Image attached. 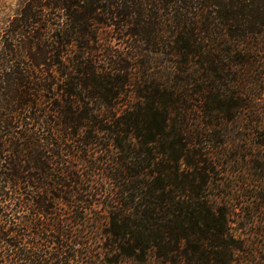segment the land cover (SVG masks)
Masks as SVG:
<instances>
[{"label":"trees","instance_id":"1","mask_svg":"<svg viewBox=\"0 0 264 264\" xmlns=\"http://www.w3.org/2000/svg\"><path fill=\"white\" fill-rule=\"evenodd\" d=\"M32 2L61 13L16 36L26 67L62 43L79 55L73 72L0 74V264H264L231 229L207 142L264 125V0Z\"/></svg>","mask_w":264,"mask_h":264},{"label":"rangeland","instance_id":"2","mask_svg":"<svg viewBox=\"0 0 264 264\" xmlns=\"http://www.w3.org/2000/svg\"><path fill=\"white\" fill-rule=\"evenodd\" d=\"M35 4L32 0H0V74L9 70L18 71V68L43 76L46 74L60 75L63 71L73 72L72 65L79 55V48L74 42L62 43V46H59V52L55 51L51 55V57L58 59L59 63L54 65L38 63L37 67H26L27 63H33V61L25 52L24 42L16 44V36L24 28L30 33L45 36L47 34L46 29L54 26L47 24V20L56 19L57 14L61 13L59 9L49 12ZM99 33V41L106 44L108 29L101 27ZM112 40L115 41L114 38ZM24 41L26 40L24 39ZM43 50L44 45L40 44L38 48L34 47L31 53L36 60L38 56L42 58L49 56V54H44ZM15 53L22 54L20 55L22 57L17 58ZM91 53L93 54L94 50ZM60 62H62L61 65ZM258 102L264 110V96ZM99 113L104 115V109H100ZM246 120L249 122H245ZM249 124V118L245 119L244 122L242 120L241 123H229L227 126L230 133L227 136L215 134L216 138L207 142H209V147L212 145V151L215 150L217 153L215 154L216 158H220L216 170L212 173V179L214 183L219 185L220 190L229 192L227 193L230 197L229 203L232 204L230 207L232 212L230 215L231 229L236 235L244 238L254 249L262 253L261 248L264 247V125H260L257 129L258 132L251 134L248 133ZM241 132L249 134L248 139L241 136ZM221 140H224V146L221 144ZM89 153L94 154L95 150L90 149ZM94 202L92 207L99 208L101 206L100 203ZM88 210L90 208H87ZM26 234H30V237L33 236L31 232ZM26 234L20 238L22 243L29 247L31 244L27 240L30 239ZM70 238L71 240L68 237V242L72 243L73 235ZM53 246V243H49L48 248L51 249ZM90 253L86 257L90 256ZM79 264H85V262L80 261Z\"/></svg>","mask_w":264,"mask_h":264}]
</instances>
